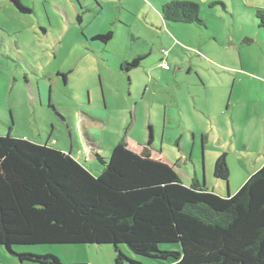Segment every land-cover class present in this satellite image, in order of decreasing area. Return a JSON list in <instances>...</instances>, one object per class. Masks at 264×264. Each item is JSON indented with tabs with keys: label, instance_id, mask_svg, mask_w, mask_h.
<instances>
[{
	"label": "rangeland",
	"instance_id": "obj_1",
	"mask_svg": "<svg viewBox=\"0 0 264 264\" xmlns=\"http://www.w3.org/2000/svg\"><path fill=\"white\" fill-rule=\"evenodd\" d=\"M20 1L31 13L0 0V136L58 148L95 176L97 154L125 141L225 197L264 166V0H177L197 3L203 24L164 20L174 0ZM137 54L142 65L124 70L119 58ZM220 157L228 181L215 176ZM41 247L63 264L114 261L111 246ZM8 254L0 246V264Z\"/></svg>",
	"mask_w": 264,
	"mask_h": 264
},
{
	"label": "trees",
	"instance_id": "obj_2",
	"mask_svg": "<svg viewBox=\"0 0 264 264\" xmlns=\"http://www.w3.org/2000/svg\"><path fill=\"white\" fill-rule=\"evenodd\" d=\"M161 11L166 21L203 24L195 2L174 0ZM257 19L264 29V9ZM113 36L93 39L108 43ZM97 159L99 176L58 148L0 136V246L23 264H63L41 246L90 245L111 246L114 264H264V166L236 194L222 197L202 180L185 185L175 166L125 141L110 158ZM215 176L229 180L225 157Z\"/></svg>",
	"mask_w": 264,
	"mask_h": 264
},
{
	"label": "crops",
	"instance_id": "obj_3",
	"mask_svg": "<svg viewBox=\"0 0 264 264\" xmlns=\"http://www.w3.org/2000/svg\"><path fill=\"white\" fill-rule=\"evenodd\" d=\"M175 1H177V0H175ZM116 21L117 20H114V22L112 23V25H115L116 24ZM94 35V34H93ZM94 37H96V35H94L93 36V38ZM99 47H101L102 48V46H100L99 45ZM145 52H142V54H144ZM142 54H137V55H133V56H131V57H129V58H126V57H121V58H119V64L123 67V65L126 63V62H129V61H131V60H133V59H136V58H139L140 56H143ZM163 70H165V69H163ZM166 71V70H165ZM170 102H173V104H172V109L173 110H176V107H175V105H174V100H171L170 99ZM202 110H204L203 108H202ZM203 113V112H202ZM202 115H204V117H206L205 116V114H202ZM211 115V114H210ZM215 115V114H214ZM208 119L210 120V125H211V127L213 128L214 127V125H213V121H215V123L216 124H218L217 123V121L215 120V118H212V116H209L208 117ZM169 122H170V124L171 123H174L175 121L172 119V120H169ZM136 152V151H135ZM139 153V152H138ZM153 158V157H152ZM154 159H156V158H154ZM156 160H160V159H156ZM163 161V160H162ZM168 163V162H167ZM170 164V163H169ZM172 165V164H171ZM173 166H175V165H173ZM263 167V166H262ZM261 167V164H256L255 166H253V168H249L248 169V171H247V173H246V176H245V179H249L257 170H259L260 168H262ZM175 170H176V166H175ZM179 175V174H178ZM180 176V175H179ZM199 176V173L197 172V170H196V177H198ZM200 179V178H199ZM195 181V180H194ZM193 181V182H194ZM193 182H192V184H193ZM191 184V185H192ZM186 185V184H185ZM205 185V184H204ZM190 186V185H189ZM206 186V185H205ZM213 192H215V191H213ZM216 194H218V195H220V196H222V197H225L224 196V194L220 191H217V192H215ZM100 248L99 246H92V245H90V246H82L81 248H91V250L93 249V248ZM18 251V250H17ZM52 254H54V255H56L55 253H53V252H51ZM11 258H9V257H2L1 258V261L3 262V263H5V264H16L15 263V261L17 260V261H19L15 256H13V255H11V254H8ZM59 257V256H58ZM60 258V257H59ZM61 260H63V258H60ZM114 259H115V254H114ZM113 259V260H114ZM14 261V262H13ZM21 263V262H20ZM21 264H23V263H21ZM113 264H114V261H113Z\"/></svg>",
	"mask_w": 264,
	"mask_h": 264
},
{
	"label": "built area",
	"instance_id": "obj_4",
	"mask_svg": "<svg viewBox=\"0 0 264 264\" xmlns=\"http://www.w3.org/2000/svg\"><path fill=\"white\" fill-rule=\"evenodd\" d=\"M162 67H163V69H165V70H169V66H167V65H165V64H163Z\"/></svg>",
	"mask_w": 264,
	"mask_h": 264
},
{
	"label": "flooded vegetation",
	"instance_id": "obj_5",
	"mask_svg": "<svg viewBox=\"0 0 264 264\" xmlns=\"http://www.w3.org/2000/svg\"><path fill=\"white\" fill-rule=\"evenodd\" d=\"M133 60H135V59H133ZM133 60H131V61H129V62H132ZM129 62H126L125 64H127V63H129ZM124 66V65H123ZM140 67V66H139ZM134 70V69H133ZM129 71H131V70H129ZM149 144V143H148ZM151 144H149V146H150Z\"/></svg>",
	"mask_w": 264,
	"mask_h": 264
}]
</instances>
